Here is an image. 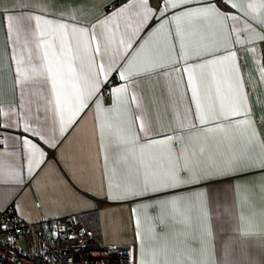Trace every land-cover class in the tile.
<instances>
[{"label":"snow or ice","instance_id":"6c2138e0","mask_svg":"<svg viewBox=\"0 0 264 264\" xmlns=\"http://www.w3.org/2000/svg\"><path fill=\"white\" fill-rule=\"evenodd\" d=\"M71 11L76 13L82 9L77 7ZM0 20L4 25L9 69L15 78L17 96L14 105L0 104V183H20L25 168L31 174L34 168L45 164L47 152L41 144L55 148L89 105L95 107L99 117L102 142L110 128L119 127L125 110L143 134L145 143L141 145V152L156 145L183 141L182 136L174 134L175 127L154 132L151 121L143 114V95L149 91L147 80L153 76L167 77L172 71L180 73L185 80L186 92H190V111L200 126L213 124L208 131L220 132L225 130L221 120H228L247 141L264 149V139L256 140L254 122L250 118L236 119L249 116L251 102L234 50L236 45L264 42V0H156L155 5L152 0H121L118 7L91 25L80 23L75 15L57 14L51 7V0H19L13 8L0 12ZM150 24L153 26L145 37L142 34ZM189 28L197 33L212 32L213 43L190 48L186 44ZM242 33L247 34L245 39H241ZM156 34H163L165 41L164 45L153 48L150 38ZM169 38L173 43L167 47ZM163 50L177 53L175 64L162 62ZM193 51L195 56L190 55ZM251 52L259 50L253 47ZM193 59L199 62L189 63ZM216 65H223L225 69L232 96L227 107L223 100L217 104L211 95V80L216 79V73L214 68L210 72L209 66ZM260 72L264 73V65ZM113 75L121 83L112 87L113 105L105 108L101 89L110 85ZM215 91L216 95L220 94L218 85ZM205 98L208 100L206 106ZM129 106H134L135 112H131ZM109 120L114 124H109ZM178 127L183 129L185 125L181 121ZM191 127L195 128L196 124ZM9 132L17 135H5ZM9 140L16 142L15 150H8ZM139 140V134L116 138L108 132L104 145L110 187L117 177L127 179L133 174L141 177L143 191H132L133 196L183 186L186 180L181 173L186 172L187 179L194 180L212 159L204 148L189 153L184 147H169L166 154L141 159L139 166L133 169L128 163L129 146ZM231 146L230 137L215 140V155L224 156ZM109 150L112 152L111 167H108ZM173 152L177 155L173 156ZM162 161L160 170L153 171V166L159 167ZM227 164L246 168L258 166L264 170V151L258 156L230 158L225 166ZM204 195L206 197L207 193ZM169 203L175 205L174 200L165 201L163 205ZM27 219L19 213L15 221L5 222V218H0V233H8L6 238H0V246L8 245L21 251L14 244L12 233L20 237V224ZM71 219L73 224L77 223L75 218ZM136 222L139 224V219ZM42 230L47 231L50 243L65 234L63 227L55 223L42 225ZM81 233L87 234V226ZM68 238L75 239L74 236ZM137 239L136 264H144L143 240L139 232ZM129 259L131 262L134 257L130 255Z\"/></svg>","mask_w":264,"mask_h":264},{"label":"crops","instance_id":"0c3cea01","mask_svg":"<svg viewBox=\"0 0 264 264\" xmlns=\"http://www.w3.org/2000/svg\"><path fill=\"white\" fill-rule=\"evenodd\" d=\"M121 0H51V7L67 17L75 15L85 25L94 24L99 18L120 5ZM155 5L156 0H152ZM19 0H0V12H6ZM111 6V7H109ZM82 11L73 13L72 8ZM155 22L153 21V24ZM153 24L142 34L147 37ZM246 33L241 34L245 39ZM153 48L164 45L163 34L153 35ZM173 41L168 39L167 47ZM213 43L212 32H195L189 28L186 44L191 48ZM135 46V45H134ZM255 47L258 53H252ZM3 21L0 20V104L17 102L14 92V76L9 69V55L6 51ZM205 50H208L205 48ZM240 72L251 102L250 118L256 140L264 139V42L254 45H236ZM163 63L175 64L177 53L163 50ZM195 51L190 55L195 56ZM211 58V57H206ZM193 59L189 63H197ZM215 69L216 79L211 80L212 97L217 104L223 100L225 106L232 101L223 65L209 66ZM186 79V75H185ZM113 75L110 85L101 89L102 104L112 107L113 96L106 95L104 89L120 84ZM149 91L143 95L145 118L151 121L154 132H164L176 128V135L183 141L171 145H156L144 149L143 134L131 119L128 110L121 114L119 127L108 130L113 137L140 135L139 143L129 146L128 163L133 169L141 159L149 160L153 154H166L169 147H184L189 153L204 148L212 159L203 173L194 180H188L186 172L181 173L186 184L175 189H161L143 196H133L131 192L143 191L139 175L127 179L118 177L110 182L106 174L104 145L99 131V117L93 105H89L67 131L55 148L41 144L47 152V161L39 169L29 174L25 168L20 183H0V210L10 205L16 207L17 214L27 216V221L38 225L48 220L79 212L99 210L103 239L107 244H129L138 255V232L143 240L144 264H264V170L227 164V160L241 155H259L264 149L259 144L247 141L230 126L228 120H221L224 131L209 132L213 124L200 126L190 111V92H186L185 80L181 74L172 71L167 77L153 76L147 80ZM217 85L220 94L216 95ZM208 100L205 98L204 104ZM135 112L134 106H129ZM183 122V129L178 127ZM109 124L114 121L109 120ZM196 127H191L193 124ZM247 127V126H242ZM15 136L16 132L6 133ZM232 138V146L224 156L215 155L214 141ZM160 139L162 137H155ZM15 141L9 140L8 150H15ZM2 150V149H0ZM177 153L173 152V156ZM161 165L153 166L159 171ZM112 166V152L109 150L108 167ZM123 167V166H122ZM207 193L206 197L204 193ZM112 197H119L112 199ZM175 201L163 205L165 201ZM157 205H163L158 207ZM163 217V219H158ZM139 219V224H137ZM44 245L36 234L24 236L20 245ZM26 248V247H25ZM33 249V250H36ZM136 264V259H135Z\"/></svg>","mask_w":264,"mask_h":264},{"label":"built area","instance_id":"2783aa9c","mask_svg":"<svg viewBox=\"0 0 264 264\" xmlns=\"http://www.w3.org/2000/svg\"><path fill=\"white\" fill-rule=\"evenodd\" d=\"M106 95L110 96L111 89H104ZM0 218L5 222L18 219L16 207L10 205L0 210ZM75 218L77 223L73 224ZM58 224L64 229V235L49 242L47 231L42 230L44 224ZM87 226V234L81 230ZM20 237L12 233L14 244L21 251H16L11 246H0V264H135L134 249L129 244H107L103 239L99 210L79 212L67 216L45 220L35 225L28 221L20 224ZM36 234L40 237L44 247L36 250H28L20 245V239L24 236ZM8 233H0V238H6ZM74 236L75 239L68 237ZM11 252V255H9ZM134 259L130 262L129 256Z\"/></svg>","mask_w":264,"mask_h":264},{"label":"rangeland","instance_id":"374dc122","mask_svg":"<svg viewBox=\"0 0 264 264\" xmlns=\"http://www.w3.org/2000/svg\"><path fill=\"white\" fill-rule=\"evenodd\" d=\"M22 243V242H21ZM23 244V243H22ZM28 250L36 249L39 246V243H36L35 245L26 244V242L23 244Z\"/></svg>","mask_w":264,"mask_h":264}]
</instances>
